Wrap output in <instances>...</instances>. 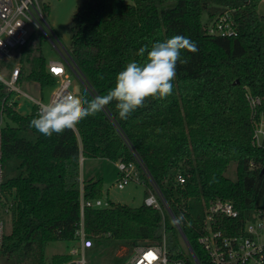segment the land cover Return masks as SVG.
Here are the masks:
<instances>
[{
	"label": "trees",
	"instance_id": "1",
	"mask_svg": "<svg viewBox=\"0 0 264 264\" xmlns=\"http://www.w3.org/2000/svg\"><path fill=\"white\" fill-rule=\"evenodd\" d=\"M256 6L249 0H85L70 28V56L90 88L82 98L106 94L128 62H143L137 52L144 45L151 48L181 35L194 41L198 51L182 50L189 62L177 63L171 95L149 98L126 120L119 118L113 102L80 121L76 130L46 137L30 126L35 111L23 116L7 109L3 190L14 201L12 233L5 237L0 257L9 264H47L50 243L76 241L82 197H103L102 180H81V158L116 164L138 157L176 221L183 218L178 224L198 260L210 264L198 244L207 205L231 202L238 223L264 208V147L254 144L255 125L264 119V16ZM44 10L48 13L49 7ZM227 10L233 12L238 36H210L207 23ZM33 52L31 40L19 52V62ZM32 62L28 79L41 89L54 88L45 58L40 54ZM4 96L0 84V109ZM250 98L260 100L255 109ZM13 162L19 163L14 176ZM233 163L235 181L226 175ZM179 173L186 184L177 182ZM109 203L107 209L84 211L85 232L95 245L121 243L132 249L158 243L164 224L172 253L180 249V232L167 213L163 223L162 215L145 204ZM69 261L67 255L54 256L52 264Z\"/></svg>",
	"mask_w": 264,
	"mask_h": 264
},
{
	"label": "built area",
	"instance_id": "2",
	"mask_svg": "<svg viewBox=\"0 0 264 264\" xmlns=\"http://www.w3.org/2000/svg\"><path fill=\"white\" fill-rule=\"evenodd\" d=\"M249 1L264 3V0ZM45 6H41L39 0H0V69L9 71L8 77L0 75V84L5 89L0 109V253L6 237L3 218L12 212L14 201L12 196L10 199L7 198L3 190L6 178V168L3 165V130L9 122L6 111L13 109L19 113L22 99L31 104L36 114L41 105L45 104L42 99L34 98L21 90L20 84L24 74L21 62L18 60L19 52L31 42L36 32H40L53 42L55 34L45 21ZM207 33L210 36L224 38L237 37V24L233 12L224 11L216 19L207 23ZM58 48L61 61L50 62L46 67L49 75L56 80L55 90L48 102L63 94L77 95L71 90L72 83L68 77V69L74 72L75 64L70 53L65 49L62 53ZM54 69L59 71H54ZM80 81L85 86L84 79H80ZM250 104L255 109L260 104V100L250 98ZM73 129L76 130V127ZM254 144L264 147V119L255 125ZM83 161L84 159L81 158V163ZM115 165L120 175L116 182L119 190L125 189L131 182L142 184L144 187L146 186L145 180L151 184L150 188H145L147 197H145L144 204L158 211L162 215L164 223L165 213L170 216V207L161 191L156 188L141 160L136 157L133 163L119 161ZM176 180L180 185L186 184V176L182 173L178 174ZM109 207L110 203L103 204L101 199L85 201L82 197L81 223L76 235L77 245L68 254L70 261L63 264H92L90 261L92 253L89 252L96 245L86 235L84 211L86 208L107 209ZM238 220L239 213L231 202L213 200L205 208L198 244L210 264H264V208L257 209L242 223H238ZM181 244L182 247L179 245L180 249L176 253H172L170 240L163 224L161 240L153 244L135 245L124 264H186L185 257H188L193 264H201L196 255L197 261L195 260L182 236ZM148 253H152L153 256H148Z\"/></svg>",
	"mask_w": 264,
	"mask_h": 264
},
{
	"label": "rangeland",
	"instance_id": "3",
	"mask_svg": "<svg viewBox=\"0 0 264 264\" xmlns=\"http://www.w3.org/2000/svg\"><path fill=\"white\" fill-rule=\"evenodd\" d=\"M85 0H39L41 6H48L49 12L45 13V21L55 34L53 42L49 40L45 35L40 32L32 38V47L34 52L24 58L21 62L23 67L24 78L20 84L22 91L30 94L34 98L42 99L45 103L48 102L50 95L55 90L54 88L41 89L40 85L34 83L28 79V76L32 72L33 62L32 60L38 58L40 54L45 58L46 65L50 62L61 61V54L57 50H61L64 53V49L71 54V39L70 28L72 26L73 17L80 9ZM130 3L131 0H128ZM257 12L264 16V3H257ZM208 20L207 15L203 16V22ZM262 31L264 34V24L262 25ZM57 38V39H56ZM55 44V45H54ZM56 46H58L56 48ZM12 62V61H11ZM15 63L20 64L17 61ZM12 64V63H11ZM10 69V68H9ZM8 69H0V75L2 77H8ZM68 77L72 83L71 90L76 92L78 96L82 97L84 91L90 90L88 85L83 86L80 79H84L75 66L74 72L68 69ZM85 83V82H84ZM22 106L19 109V113L23 116L30 115L33 112L31 104L22 99ZM18 162H13L10 169H12V176L19 174ZM237 164L233 163L229 166L227 171V177L233 181L236 180ZM81 180H88L94 178L95 180L103 181V197L101 201L103 204L111 202L112 205L127 206L130 208H139L144 204L146 187L142 184L131 182L125 189L119 190L116 186V182L119 180L120 175L116 168V165L107 160L100 159H88L82 163ZM82 176V175H81ZM9 178V175H8ZM7 179V173H6ZM150 187L151 184L149 183ZM198 210H195L197 213ZM5 222V235L9 236L12 233V214H8L3 218ZM77 245V242H54L50 243L46 248V262L52 264L54 256L67 255ZM181 247L182 244L180 243ZM91 254L90 261L92 264H124L131 253V249L124 244L114 243L111 245L95 246V248L89 252ZM0 264H9L4 258L0 257Z\"/></svg>",
	"mask_w": 264,
	"mask_h": 264
},
{
	"label": "clouds",
	"instance_id": "4",
	"mask_svg": "<svg viewBox=\"0 0 264 264\" xmlns=\"http://www.w3.org/2000/svg\"><path fill=\"white\" fill-rule=\"evenodd\" d=\"M182 50L195 53L198 48L194 41L181 35L153 43L151 48L144 45L137 52L143 62H128L116 75L114 87L106 94L91 99L63 94L42 104L30 121V126L42 135L51 137L54 133L61 134L66 129H73L80 121L102 112L113 102L119 118L126 120L137 109L144 107L149 98L162 100L172 94L177 63L189 62L181 55ZM182 219L178 218V222Z\"/></svg>",
	"mask_w": 264,
	"mask_h": 264
},
{
	"label": "water",
	"instance_id": "5",
	"mask_svg": "<svg viewBox=\"0 0 264 264\" xmlns=\"http://www.w3.org/2000/svg\"><path fill=\"white\" fill-rule=\"evenodd\" d=\"M169 213H170L171 219L173 220L175 226L177 227V229L179 230L181 236L183 237L184 242L186 243L187 247L190 249L191 253L193 254V257H194L195 260L197 261V258H196V256H195V253H194V251H193L191 245L189 244L187 238L185 237V235H184V233H183V231H182L180 225H179L178 222L176 221V219H175V217H174V215H173V213H172V211H171L170 208H169Z\"/></svg>",
	"mask_w": 264,
	"mask_h": 264
},
{
	"label": "snow or ice",
	"instance_id": "6",
	"mask_svg": "<svg viewBox=\"0 0 264 264\" xmlns=\"http://www.w3.org/2000/svg\"><path fill=\"white\" fill-rule=\"evenodd\" d=\"M54 71H59L58 69H54ZM148 256L152 257L153 254L152 253H148Z\"/></svg>",
	"mask_w": 264,
	"mask_h": 264
},
{
	"label": "crops",
	"instance_id": "7",
	"mask_svg": "<svg viewBox=\"0 0 264 264\" xmlns=\"http://www.w3.org/2000/svg\"><path fill=\"white\" fill-rule=\"evenodd\" d=\"M52 95V94H51ZM51 95H50V97H51ZM50 97H49V99H48V101L50 100ZM82 174V173H81ZM82 177H83V174H82ZM91 179H94V178H91ZM91 179H88V180H91ZM110 202V201H109Z\"/></svg>",
	"mask_w": 264,
	"mask_h": 264
}]
</instances>
